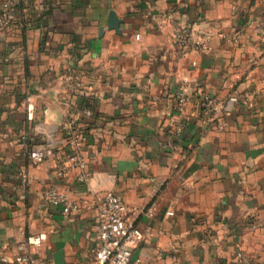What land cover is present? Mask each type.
Listing matches in <instances>:
<instances>
[{
    "label": "crops",
    "instance_id": "crops-1",
    "mask_svg": "<svg viewBox=\"0 0 264 264\" xmlns=\"http://www.w3.org/2000/svg\"><path fill=\"white\" fill-rule=\"evenodd\" d=\"M175 24L211 34L209 48L179 53ZM232 90L256 97L206 120L200 92ZM82 101L86 176L59 178L53 156L35 164L28 149L59 147ZM51 184L85 205L63 214L43 194ZM106 190L140 209L130 264H242L238 249L264 264V0L19 4L0 29V252L40 234L44 264L87 263L90 201Z\"/></svg>",
    "mask_w": 264,
    "mask_h": 264
},
{
    "label": "built area",
    "instance_id": "built-area-1",
    "mask_svg": "<svg viewBox=\"0 0 264 264\" xmlns=\"http://www.w3.org/2000/svg\"><path fill=\"white\" fill-rule=\"evenodd\" d=\"M22 1L2 0L0 29L11 24ZM172 40L179 48V53H185L189 48L204 51L210 46L211 34L194 33L186 25L175 24ZM255 97V93L244 90H232L225 98H217L209 92L202 91L200 92V107L206 120L214 121L229 105L236 102L251 105ZM187 99L188 96L184 93L177 94L180 109ZM91 115L92 110L84 101L72 102L65 120L61 123L62 144L59 147L50 144H38L30 147L28 149L30 161L37 164L45 158L53 156L54 172L59 178L76 170L78 179L83 180L86 176L84 144L88 136L80 120L82 117ZM43 194L50 202L60 204L63 214L78 211L86 203L84 199L70 197L65 189H60L56 184L47 186L43 190ZM90 204L94 208L96 242L91 249L90 259L84 264H130L133 249L140 243L144 235L136 223V216L140 209L128 205L111 190L94 194ZM41 241L40 234L25 236L14 243L15 250L11 254L0 252V264H44ZM235 257L242 264H262L254 262L241 249L236 251Z\"/></svg>",
    "mask_w": 264,
    "mask_h": 264
},
{
    "label": "water",
    "instance_id": "water-1",
    "mask_svg": "<svg viewBox=\"0 0 264 264\" xmlns=\"http://www.w3.org/2000/svg\"><path fill=\"white\" fill-rule=\"evenodd\" d=\"M121 22V18L117 17L114 10H110L108 12L107 17V26L109 28H113L115 31L119 32V23Z\"/></svg>",
    "mask_w": 264,
    "mask_h": 264
}]
</instances>
